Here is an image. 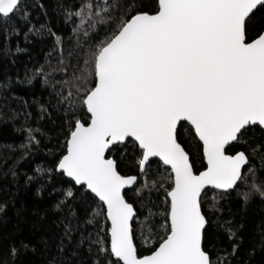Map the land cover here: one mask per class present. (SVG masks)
<instances>
[{
  "label": "snow or ice",
  "instance_id": "snow-or-ice-1",
  "mask_svg": "<svg viewBox=\"0 0 264 264\" xmlns=\"http://www.w3.org/2000/svg\"><path fill=\"white\" fill-rule=\"evenodd\" d=\"M36 7L44 9L30 0H0V31L6 38L19 35L16 20L30 25L25 40L47 30L61 46L55 71L67 73L62 37L47 21L32 24ZM58 7L74 24L76 46L67 56L83 67L55 83L44 66L25 73L29 85L37 77L51 84L54 107L65 118L62 151L34 170L39 177L25 178L39 184L37 195L58 197L32 215L38 221L58 215L51 234L35 242L19 222L13 225L0 236V245L7 241L0 264H232L245 225L234 217L222 221L220 201L232 192L242 209L264 201L258 176L264 159L259 169L252 164L264 157V0H80ZM256 127L260 139L253 146L245 134ZM16 131L26 133L22 157L45 136L40 128ZM125 157L138 175L122 174ZM152 158L164 172L148 180ZM137 184V199L130 201L125 189ZM160 189L164 207L155 213L150 197ZM5 207L0 204V213ZM39 226L34 221L31 228ZM261 229L264 253V224ZM214 230L230 243L215 259ZM255 254L253 248L250 259L237 264H252Z\"/></svg>",
  "mask_w": 264,
  "mask_h": 264
},
{
  "label": "trees",
  "instance_id": "trees-1",
  "mask_svg": "<svg viewBox=\"0 0 264 264\" xmlns=\"http://www.w3.org/2000/svg\"><path fill=\"white\" fill-rule=\"evenodd\" d=\"M32 3H42L44 9L36 7L31 10L32 24L39 27L41 23L48 22V26L62 37L63 57L67 67V73L63 71H55L60 67L58 61L61 59V46L57 44L55 37L48 35L47 30L42 35L30 33L28 40L24 39V31L30 26L16 20V25L20 27L19 35H12L6 38V34L0 31V204L5 205V211L0 213V236L13 230V225L18 222L23 228V234L26 238L37 241L41 236H47L51 233L48 231L52 221L56 219V215L48 213L47 218L38 221L34 215L33 209H39L43 213L48 205L55 201L58 197L56 194L49 197L47 192L42 195L36 194L38 183H25L26 174L36 175L37 167H45L52 159V154L61 149L64 141L62 134V124L64 116L62 112L56 109V98L52 91L51 84L44 85L43 78L37 77L29 85L26 82L25 73L31 75L34 68L44 66L45 72L50 74L51 82H60L71 78L76 67H83V64L77 65L76 59L69 60L68 50L76 46V36L72 33L73 23H66L59 5H75L78 6L80 0H30ZM120 4L124 0H119ZM43 11L47 12V16L43 15ZM78 23V20L76 21ZM19 46L22 51L17 52L16 47ZM21 81H24L23 83ZM59 91V88H57ZM67 90H65L66 93ZM44 105L47 109L45 114L41 112L40 105ZM51 105V106H50ZM13 113L16 115L13 118ZM30 113L27 117L25 114ZM22 127L40 128L45 136H38L40 144L31 148V154L27 157L21 156L19 145L25 140L26 133L24 131H16ZM246 138L250 143H255L260 139V129L258 127L250 129L246 134ZM11 146V147H9ZM264 157L257 156L252 159V164L258 169L261 166V160ZM122 174L138 175L139 169L128 157H125ZM15 170L17 176L13 177L11 171ZM164 172L163 168L157 169V160H152V168L148 174V180L158 179V174ZM258 176L264 179V171H259ZM144 179L141 178L140 183ZM140 184L134 185L130 190H125L127 197L131 200L137 199L134 188H138ZM141 195L145 200L149 198V193L145 190ZM213 197V191L208 190L205 199L210 203ZM151 201L155 205L152 211L158 213L163 210L164 191H153L151 193ZM137 207H140L137 204ZM222 212L219 213L220 219L228 220L235 218L236 222L244 223L243 246L236 254V258H229L232 264H237L238 260L248 261L250 258L248 253L251 249L256 248V254L251 257L252 264H264V253L260 251L261 244V225L264 224V201L254 199L246 209L241 208V202L236 197V193L222 199L219 203ZM208 204H205L207 210ZM148 214V209L144 210V215ZM21 217L24 220H21ZM144 217L142 216L141 219ZM159 220V216L156 217ZM215 221L216 215L212 216ZM37 222L40 226L33 230L31 225ZM103 224V221H101ZM89 231H95L92 226H87ZM212 251L213 259L215 254L222 249H229L230 243L226 233L223 231H212ZM139 237V233H137ZM7 241H3L0 250H6Z\"/></svg>",
  "mask_w": 264,
  "mask_h": 264
},
{
  "label": "water",
  "instance_id": "water-1",
  "mask_svg": "<svg viewBox=\"0 0 264 264\" xmlns=\"http://www.w3.org/2000/svg\"><path fill=\"white\" fill-rule=\"evenodd\" d=\"M158 159L159 158H152V160H157L158 161ZM133 175V174H132ZM133 186H131V188H132ZM127 189H130V188H126L125 190H127Z\"/></svg>",
  "mask_w": 264,
  "mask_h": 264
}]
</instances>
